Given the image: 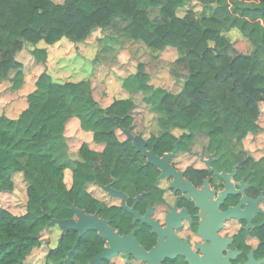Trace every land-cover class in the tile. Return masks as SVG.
I'll return each instance as SVG.
<instances>
[{"label":"trees","instance_id":"1","mask_svg":"<svg viewBox=\"0 0 264 264\" xmlns=\"http://www.w3.org/2000/svg\"><path fill=\"white\" fill-rule=\"evenodd\" d=\"M191 1L217 6L201 19L192 12L178 16L177 10ZM118 24L121 34L152 52L166 48L178 52L170 70L179 92L149 84L142 63L122 85L129 94L141 93L156 115L160 133L143 137L146 150L160 157L175 146L185 152L202 135L208 150L219 152L223 143L240 142L259 130L264 104V0H0V83L8 82L10 91L23 86V66L16 59L21 50L45 64L47 50L38 46L40 42L76 44L95 29ZM229 30L246 38L252 51H236L224 34ZM26 101L17 118L0 114V193L13 192L17 176L26 186L21 214L0 206V264H24L40 247L45 230L57 231L45 264H88L102 241L84 235L74 247L77 232L62 235L53 221L72 218L75 207L111 220L115 228L130 226L131 215L119 198L107 200L105 187L127 195L126 205L141 212L163 201L160 171L146 163L131 140L117 135L133 127L136 104L125 97L103 107L93 96L90 80L60 82L45 70L37 75ZM71 119L90 138L80 143L76 159L69 157L65 139Z\"/></svg>","mask_w":264,"mask_h":264},{"label":"flooded vegetation","instance_id":"2","mask_svg":"<svg viewBox=\"0 0 264 264\" xmlns=\"http://www.w3.org/2000/svg\"><path fill=\"white\" fill-rule=\"evenodd\" d=\"M261 129L260 125L251 136L264 132ZM206 153L207 157H201L192 147L169 158V165L191 182L196 194L187 198L169 188L170 178L159 179L163 201L147 205L142 212L134 209L145 217L151 207L148 219L155 226L127 210L131 221L124 228L95 215L107 221L118 237L131 235L149 260L120 248L109 258L94 261L110 243L90 230L83 236L96 235L102 248L88 264H264V145ZM187 157L194 160L181 168L180 160Z\"/></svg>","mask_w":264,"mask_h":264},{"label":"rangeland","instance_id":"3","mask_svg":"<svg viewBox=\"0 0 264 264\" xmlns=\"http://www.w3.org/2000/svg\"><path fill=\"white\" fill-rule=\"evenodd\" d=\"M54 1L59 2L60 0ZM216 6V4L203 6L197 1H191L184 7L179 8L177 10V15L183 16L187 12H192L197 19H201L203 16L209 15ZM120 26L121 25L118 24L117 27H109L102 31L95 29L94 33H91L90 38L88 39L91 47L86 50V56L80 54V51L78 52L75 44H69L67 40H62L59 44H56L57 47L54 45L55 47L50 49V53L56 59L59 55H61L63 60L65 59L63 63H65L67 67L69 66V71L66 75L70 76L71 79H80L83 75L91 77L93 92L103 105L109 100L115 98L131 97L137 108L135 111V122L133 127L129 130V133L133 136L141 135L142 138H147L150 133H160L156 123V115L145 105L141 93L135 92L129 94L124 90L122 85L126 76L129 73L132 74L136 71L135 67L137 63H142L145 65L146 71L150 75L148 81L149 84L154 87H162L172 93L179 92L181 88L180 84L171 74L170 70V65L178 56V52L174 48H166L159 52H152L142 42L132 41L121 34ZM224 34L232 42L236 51L246 54L252 51L253 46L237 30H229ZM85 42L86 41H83V43ZM39 44L44 45L42 42ZM19 59L25 63L23 72H25L26 84L25 88L22 89V93H24L23 97L26 99L27 95L25 96V94L27 93V90H29L32 84L35 83L37 67L34 63L35 60L33 58L31 59L26 51L22 50V52H18V60ZM261 61V69L264 72V55H262ZM31 62L33 63L32 67H30ZM53 66L61 68V61L56 60L53 62ZM70 67H72V69ZM51 69L52 70L49 73L52 78L56 80L58 71L56 72L54 68ZM19 100H21L22 103H20L21 101ZM15 105L17 106L13 109L14 113L21 112L22 109L25 108L22 99H18ZM259 123L262 127L261 130H264V104L261 105ZM180 133L181 132L178 130L174 131V134L177 136H179ZM263 133L264 132H259V134L253 136L249 134L246 139H243L240 142H225L220 146L221 148L219 152H238L243 146H251L255 143L264 145ZM117 134L120 139H125L127 137L125 133L120 131H118ZM65 139L68 145L67 152L69 157L71 159H76L78 157L77 148L80 143L88 141L90 138L88 133H84L81 130H78V128L76 130L74 127H71V129L65 132ZM196 139L193 151L201 157H207L208 153L206 152H210L208 150L207 138L198 135L196 136ZM64 155V158H66L65 149ZM188 159L189 158L187 157L180 160L181 168H184L186 163H190L194 160ZM57 163L62 165L65 164V166L68 167L71 166L68 160L58 159ZM65 172V182L69 185V170H66ZM14 184L13 192L0 193V206L7 208L12 213L21 214L26 200V186L20 176L15 178ZM56 237L57 231L50 232L49 230H45L42 234L40 247L35 248L30 252L26 257L24 264H45L46 253L54 244Z\"/></svg>","mask_w":264,"mask_h":264},{"label":"water","instance_id":"4","mask_svg":"<svg viewBox=\"0 0 264 264\" xmlns=\"http://www.w3.org/2000/svg\"><path fill=\"white\" fill-rule=\"evenodd\" d=\"M217 5V4H216ZM126 134L127 139L131 140L137 150L141 153V155L146 159L147 164H151L155 166L159 171V179L161 178H170V185L174 192H181L185 195V197H194L196 191L191 184L190 181L185 180L183 174L180 171L175 170L172 166L169 165V158L173 156V154L177 151V147L171 153H166L164 155L157 156L153 150H146L145 141L141 137V135H131L129 130H123ZM106 191H109L111 195L120 196L123 199L122 207L127 210L129 213H132L136 219H140L149 225L155 226V223L148 219V213L151 212V207L148 208V213L145 217H140L137 212L134 211V207H128L125 205L124 201L127 199V195L109 189L108 187L104 188ZM138 201V198L135 199V202ZM74 211V216L70 219L61 220V221H53L57 223V225L62 230V235L67 230H73L77 232V239L74 243V247L78 244V240L85 234L87 231H97L103 238L107 239L110 243V247L103 249L101 254L94 258V261H99L100 258H109L111 255L115 254L118 249L127 248L129 252H133L136 256L146 260L150 259V255L146 254L144 251L138 248L137 243L132 238L131 235L118 237L116 233L113 232L112 228L107 225V221L99 219L97 216H90L86 214L83 210L77 209L75 207L72 208ZM52 222V223H53Z\"/></svg>","mask_w":264,"mask_h":264},{"label":"crops","instance_id":"5","mask_svg":"<svg viewBox=\"0 0 264 264\" xmlns=\"http://www.w3.org/2000/svg\"><path fill=\"white\" fill-rule=\"evenodd\" d=\"M96 30L99 31L100 29H96ZM94 31L95 30H93L91 33H94ZM90 35L88 36L87 40H85L86 41L85 43L80 42V43H76L75 44L76 48L78 49V52L80 51V54L85 55V56H86V50L89 47H91L90 44H89L90 41L88 40L90 38ZM43 44L44 45L39 44L38 46L39 47L46 48V50H47V61H46L45 64H42V63H39V62L34 61L35 66L37 67V72L35 73V80H36L37 75L40 72H42L43 70H45L47 72H50L52 70L51 68H54V70L56 72L58 71V75H56L57 76L56 77V80L57 81H60V82H62V81H73V82H76V81H79V80H82V79H88L91 82V80H92L91 77L84 76V75L80 79H75V80L71 79L70 76L66 75L68 73V71H69V66L67 67L65 65V63H63L65 61V59L63 60V58L61 57V55H59V57L56 59L50 53V49L51 48H54L56 46V44H55V46L53 45V47L52 46L50 47V46L46 45L45 43H43ZM23 51L28 52L26 49H23ZM21 52H22V50H21ZM28 54L30 55L29 52H28ZM30 57H31V59L33 58L31 55H30ZM16 58L18 60V53L16 55ZM56 60L61 61V68L60 67L56 68V67L53 66V62H55ZM18 61L22 64V66H23L22 69L24 70L25 63L22 62L20 59ZM32 64L33 63L31 62L30 67H32ZM70 68L72 69V67H70ZM73 70H76V69H73ZM130 74L131 73H129L128 75H130ZM12 75H13V72H11L10 76H12ZM25 84H26L25 83V76H24V84H23V86L19 90H17V91H10L9 90V83L8 82L0 83V114H4L7 117L12 118V119L17 118L18 115H19V113H21V112L14 113V110L13 109L16 108L17 105H15V103H17L18 99H22L23 100V106L26 108L27 101H26L25 97H23V94L24 93H22V89L25 88ZM91 85H92V83H91ZM34 89H35V83H33L32 86L29 88V90H27V93L25 94V96L28 95L30 92H32ZM92 91H93V87H92ZM102 93H103V91H102ZM93 96H94L95 100L101 106H103V107L108 106L113 101V99L112 100H109L108 102H106L105 105H103L102 103H100V101L98 100V98L95 96L94 92H93ZM99 97H100V95H99ZM123 98H125V97H123ZM19 101H21V100H19ZM20 103H22V101ZM71 127H74V129H76V130H77V128H78V130H80L79 129V123H78V121L76 119H71L67 123L66 131H68L69 129H71ZM119 131L122 132V133H124L123 130H119ZM174 131H173V133H174ZM125 139H127V137ZM161 179H167V178H161ZM170 181H171V179H170ZM161 185H164V182L163 181H161ZM169 185H170V182H169ZM106 192L108 193V196H109V197H107V200H113V198H119L120 199V201H119L120 202V205L122 206V202H123L122 197L116 196V195H111L109 191H106ZM102 200H106V199H102ZM126 200L124 201L125 205H126Z\"/></svg>","mask_w":264,"mask_h":264}]
</instances>
